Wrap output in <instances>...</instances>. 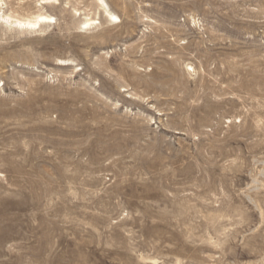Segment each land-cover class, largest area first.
Returning <instances> with one entry per match:
<instances>
[{
  "label": "rangeland",
  "instance_id": "374dc122",
  "mask_svg": "<svg viewBox=\"0 0 264 264\" xmlns=\"http://www.w3.org/2000/svg\"><path fill=\"white\" fill-rule=\"evenodd\" d=\"M0 264H264V0H0Z\"/></svg>",
  "mask_w": 264,
  "mask_h": 264
},
{
  "label": "bare ground",
  "instance_id": "6f19581e",
  "mask_svg": "<svg viewBox=\"0 0 264 264\" xmlns=\"http://www.w3.org/2000/svg\"><path fill=\"white\" fill-rule=\"evenodd\" d=\"M42 1L46 2L49 0H42ZM106 14L110 17V21L111 20L112 21H118L119 20L118 15H116L113 12L108 11L107 9H106ZM1 17H2L1 20L3 19L4 21L9 22L10 24L12 23L16 26L23 27V28H34V27H38L42 24H49L55 20V18L53 16L42 14L39 12L35 16L27 17V18H14L9 14L8 15H2ZM113 17H115V19H113ZM95 23H96L95 19H86L85 22L83 23L84 26H82V28L84 27L86 29H89Z\"/></svg>",
  "mask_w": 264,
  "mask_h": 264
},
{
  "label": "snow or ice",
  "instance_id": "6c2138e0",
  "mask_svg": "<svg viewBox=\"0 0 264 264\" xmlns=\"http://www.w3.org/2000/svg\"><path fill=\"white\" fill-rule=\"evenodd\" d=\"M113 19H115V17H113Z\"/></svg>",
  "mask_w": 264,
  "mask_h": 264
}]
</instances>
